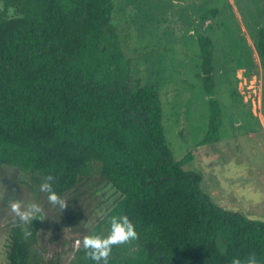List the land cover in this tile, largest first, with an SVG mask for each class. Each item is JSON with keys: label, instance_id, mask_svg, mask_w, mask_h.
Listing matches in <instances>:
<instances>
[{"label": "trees", "instance_id": "16d2710c", "mask_svg": "<svg viewBox=\"0 0 264 264\" xmlns=\"http://www.w3.org/2000/svg\"><path fill=\"white\" fill-rule=\"evenodd\" d=\"M114 10V0H0V169L15 168L38 185L51 176L59 197L95 169L121 199L88 235L106 236L117 215L137 232L121 248L125 257L113 246L109 264H232L253 253L264 264V222L215 205L200 176L182 169L190 152L172 160L158 92L130 81ZM193 34L209 112L204 145L218 139L221 108L214 44L197 27ZM256 52L264 64V28ZM41 222L38 213L15 219L7 264H41Z\"/></svg>", "mask_w": 264, "mask_h": 264}, {"label": "rangeland", "instance_id": "374dc122", "mask_svg": "<svg viewBox=\"0 0 264 264\" xmlns=\"http://www.w3.org/2000/svg\"><path fill=\"white\" fill-rule=\"evenodd\" d=\"M114 2L112 21L130 62V81L156 88L172 160L190 152L182 169L200 176L202 191L215 205L264 222V64L256 52L264 0ZM211 9L218 14L201 18ZM195 27L214 44V97L221 108L218 139L204 145L209 112ZM40 186L15 168L0 169V264H7L15 219L26 222L37 213L42 216L36 242L41 264H80L88 259L77 254L86 250L84 237L121 199L95 169L60 197L63 206L52 203ZM15 203L22 211L32 205L39 211L21 217ZM120 245L118 255L125 257Z\"/></svg>", "mask_w": 264, "mask_h": 264}, {"label": "clouds", "instance_id": "9594fccd", "mask_svg": "<svg viewBox=\"0 0 264 264\" xmlns=\"http://www.w3.org/2000/svg\"><path fill=\"white\" fill-rule=\"evenodd\" d=\"M52 177H46L41 184V190L48 192V199L54 204L63 206V200L52 190ZM13 210L21 217H28L33 211H39L36 205H32L27 211H22L19 203L13 204ZM110 229L106 236L96 233L89 234L82 241L83 248L88 250L86 255L94 264H108L109 256L114 245H118L137 237L134 223L126 215L113 216L108 221ZM232 264H261L257 256L249 254L245 259L234 258Z\"/></svg>", "mask_w": 264, "mask_h": 264}]
</instances>
